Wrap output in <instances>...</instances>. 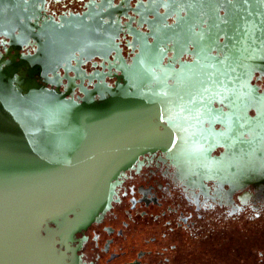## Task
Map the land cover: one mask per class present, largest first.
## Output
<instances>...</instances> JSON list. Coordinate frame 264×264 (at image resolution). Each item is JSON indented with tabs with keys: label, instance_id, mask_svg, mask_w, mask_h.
Masks as SVG:
<instances>
[{
	"label": "water",
	"instance_id": "95a60500",
	"mask_svg": "<svg viewBox=\"0 0 264 264\" xmlns=\"http://www.w3.org/2000/svg\"><path fill=\"white\" fill-rule=\"evenodd\" d=\"M47 2L0 0L10 40L0 50V264H71L62 243L101 218L114 180L148 150H166L182 172L264 189V92L252 82L264 77V0L137 8L150 31L132 27L131 62L113 0L58 18ZM111 56L114 83L81 75L85 61Z\"/></svg>",
	"mask_w": 264,
	"mask_h": 264
},
{
	"label": "flooded vegetation",
	"instance_id": "af4514ba",
	"mask_svg": "<svg viewBox=\"0 0 264 264\" xmlns=\"http://www.w3.org/2000/svg\"><path fill=\"white\" fill-rule=\"evenodd\" d=\"M47 1V13L58 18L102 0ZM151 2L157 0H113L124 24L119 41L128 62L137 52L132 27L150 31L142 21L146 17L136 9H151ZM9 42L0 34L2 52ZM117 63L114 56L96 57L82 63L81 75L108 73L112 77L107 81L114 83L119 71L109 65ZM258 77L252 82L264 92V77ZM78 94L82 93L76 89L74 95ZM215 127L224 130L219 124ZM224 150L218 147L213 155ZM114 182L111 207L62 243V255L71 264H264V241L255 238L264 220L263 188H239L235 182L182 172L177 160L161 148L141 153Z\"/></svg>",
	"mask_w": 264,
	"mask_h": 264
},
{
	"label": "rangeland",
	"instance_id": "374dc122",
	"mask_svg": "<svg viewBox=\"0 0 264 264\" xmlns=\"http://www.w3.org/2000/svg\"><path fill=\"white\" fill-rule=\"evenodd\" d=\"M264 219V218H263ZM248 223L249 222H244V225L246 226V225H248ZM259 229H260V235L259 234H257V236L255 237V238H259V240L258 241H260L261 243H263V241H264V220H261L260 222H259ZM259 235V236H258ZM263 240V241H262Z\"/></svg>",
	"mask_w": 264,
	"mask_h": 264
},
{
	"label": "snow or ice",
	"instance_id": "6c2138e0",
	"mask_svg": "<svg viewBox=\"0 0 264 264\" xmlns=\"http://www.w3.org/2000/svg\"><path fill=\"white\" fill-rule=\"evenodd\" d=\"M217 95H219V93H217ZM225 98H226V97H225ZM211 113H212V110L209 109L207 115H208V117H209L210 119H216V118H218V117L212 116ZM221 115H223L224 118H225L226 120L229 121V130H231V121H230V119H229L224 113H222V112H221Z\"/></svg>",
	"mask_w": 264,
	"mask_h": 264
}]
</instances>
